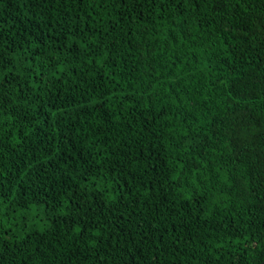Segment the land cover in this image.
I'll list each match as a JSON object with an SVG mask.
<instances>
[{
    "label": "trees",
    "instance_id": "16d2710c",
    "mask_svg": "<svg viewBox=\"0 0 264 264\" xmlns=\"http://www.w3.org/2000/svg\"><path fill=\"white\" fill-rule=\"evenodd\" d=\"M264 263V0H0V264Z\"/></svg>",
    "mask_w": 264,
    "mask_h": 264
},
{
    "label": "water",
    "instance_id": "95a60500",
    "mask_svg": "<svg viewBox=\"0 0 264 264\" xmlns=\"http://www.w3.org/2000/svg\"><path fill=\"white\" fill-rule=\"evenodd\" d=\"M262 264H264V263H262Z\"/></svg>",
    "mask_w": 264,
    "mask_h": 264
}]
</instances>
